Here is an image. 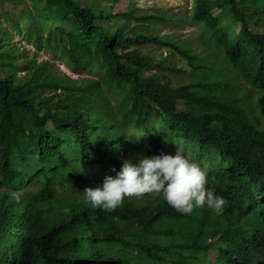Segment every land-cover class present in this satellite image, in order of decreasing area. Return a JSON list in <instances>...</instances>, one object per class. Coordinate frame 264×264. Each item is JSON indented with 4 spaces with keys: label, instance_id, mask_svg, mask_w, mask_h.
<instances>
[{
    "label": "trees",
    "instance_id": "trees-1",
    "mask_svg": "<svg viewBox=\"0 0 264 264\" xmlns=\"http://www.w3.org/2000/svg\"><path fill=\"white\" fill-rule=\"evenodd\" d=\"M52 4L57 9L50 8ZM215 4L240 24L229 42V55L261 86L264 118V32L249 31L237 0ZM44 6L51 9L45 15L50 29L67 39L63 49L73 65L84 66L92 56H101L112 81L129 83L121 106L128 100L129 105L120 114L137 119L141 140L110 143L96 119L81 110L83 96L51 104V99L38 95L42 85L19 84L0 75V181L5 188L0 195V264H129L109 251L116 241L171 264H264L261 133L241 120L239 110L194 90L207 84L171 88L144 75L153 68L149 57L130 47L167 44L161 39L123 37L116 26L107 28L99 22L115 13H95L78 1L45 0ZM198 16L199 24L215 25L210 9L201 8ZM211 34L225 42L224 32ZM167 45L194 65L187 50ZM50 82L59 86L55 79ZM178 99L205 109L182 108ZM176 149L186 150L205 169L206 187L226 201L221 214L207 207L180 214L162 196L154 205L124 199L112 212L92 208L83 199L57 206V185L94 183L100 175H115L121 158L135 162L137 155L170 154ZM29 184L35 189L27 193ZM18 193L25 198L16 197ZM155 234L168 242L155 241ZM210 251L215 253L212 261L207 258Z\"/></svg>",
    "mask_w": 264,
    "mask_h": 264
},
{
    "label": "rangeland",
    "instance_id": "rangeland-1",
    "mask_svg": "<svg viewBox=\"0 0 264 264\" xmlns=\"http://www.w3.org/2000/svg\"><path fill=\"white\" fill-rule=\"evenodd\" d=\"M74 1L84 3L95 13H115V17L104 18L99 22L107 28L116 26L123 37L155 36L167 44L187 50L194 56L193 66L167 44L147 43L130 47L149 57L153 68L144 71V75L171 88L207 84L204 88L194 90L211 101L239 110L242 113L241 120L246 121L250 128L261 133L264 138V118L260 113L263 90L244 72L241 64L230 58L229 42L239 32L240 24L216 7L217 0ZM237 1L245 13L249 31L263 33L264 0ZM44 2L45 0H0V75L9 76L19 84L30 81L42 85L38 95L42 99H51V104L83 96L81 110L86 116L96 119V126L102 128V135L110 137V143H138L141 134L137 119L130 114H120L129 105L128 100L124 107L121 106V99L126 97L129 83L117 84L112 81L106 73L101 56H92L84 66L73 65L63 49L67 39L55 34L56 31L50 29L51 22L45 18L50 13V8H57L53 4L47 8ZM201 8L210 9L212 19L216 21L214 26L199 24L197 19H202L198 16ZM213 31L224 32L225 42L215 39L211 34ZM52 79L59 83L58 87L50 82ZM178 104L194 112L205 109V106L182 99H178ZM178 150L193 160L186 150ZM122 151L119 149V152ZM103 177L100 175L94 183H78L74 187L57 185L56 196L60 203L57 206L61 207L78 199L85 200L83 189L100 184ZM3 187L0 181V195L5 191ZM34 189L29 184L26 192ZM16 195L25 198L21 193ZM160 196L162 195L144 194L140 198L125 199L136 205H154ZM128 236L124 234L126 240L129 239ZM154 237L155 241L168 242L165 236L155 234ZM108 249L112 255L127 260L129 264H171L165 259H151L145 250L133 249L120 241L111 243ZM214 256L215 253L210 251L208 261H212Z\"/></svg>",
    "mask_w": 264,
    "mask_h": 264
},
{
    "label": "clouds",
    "instance_id": "clouds-1",
    "mask_svg": "<svg viewBox=\"0 0 264 264\" xmlns=\"http://www.w3.org/2000/svg\"><path fill=\"white\" fill-rule=\"evenodd\" d=\"M113 171L115 175H105L100 184L83 189L84 199L92 208L112 212L125 198L153 194L162 195L167 205L180 214L202 207L215 215L224 210L225 199L206 187L205 169L178 149L171 155H137L135 162L121 158L119 170Z\"/></svg>",
    "mask_w": 264,
    "mask_h": 264
}]
</instances>
